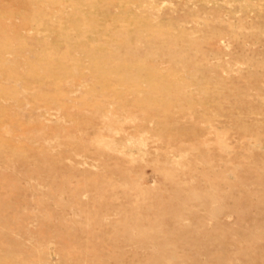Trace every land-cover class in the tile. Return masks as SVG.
Listing matches in <instances>:
<instances>
[{"label": "rangeland", "instance_id": "374dc122", "mask_svg": "<svg viewBox=\"0 0 264 264\" xmlns=\"http://www.w3.org/2000/svg\"><path fill=\"white\" fill-rule=\"evenodd\" d=\"M263 218L264 0H0V264H264Z\"/></svg>", "mask_w": 264, "mask_h": 264}, {"label": "bare ground", "instance_id": "6f19581e", "mask_svg": "<svg viewBox=\"0 0 264 264\" xmlns=\"http://www.w3.org/2000/svg\"><path fill=\"white\" fill-rule=\"evenodd\" d=\"M19 6V5H18ZM20 7V9H24L25 7L22 5V6H19ZM112 15V14H111ZM114 16V15H113ZM121 23V22H120ZM121 25H122V23H121ZM124 25V24H123ZM46 112V111H45ZM47 113V112H46ZM257 179H259V178H257ZM260 180V179H259ZM259 189H261L262 190V188H259ZM256 213V212H255ZM262 213V211L260 212V214ZM258 215V214H257ZM263 215V214H262ZM259 219V218H258ZM264 219V218H263ZM252 220V219H251ZM242 222V221H241ZM258 222V221H257ZM264 222V221H263ZM246 223V222H245ZM261 223V222H260ZM244 225V224H243ZM248 225V224H247ZM251 225H252V229L254 228L253 227V224L251 223ZM237 226V225H236ZM260 226V225H259ZM243 227V226H242ZM241 228V227H240ZM240 228H239V230H240ZM244 228V227H243ZM246 229V228H245ZM249 230H250V228H248ZM254 229H256V228H254ZM238 230V231H239ZM242 230V229H241ZM262 230V229H261ZM247 231V230H246ZM262 231H264V230H262ZM235 233H237V232H235ZM239 233V232H238ZM243 233H245V232H243ZM250 233V232H249ZM254 233V232H253ZM257 233V232H256ZM258 234V233H257ZM250 235H251V233H250ZM250 235L248 236V238L250 237ZM242 237H243V235H242ZM246 237V236H245ZM255 237H256V235H255ZM253 239H254V237H253ZM260 240H262V239H260ZM246 241H248V240H246ZM246 241H244V242H246ZM258 243V241H255L254 240V243ZM263 242H264V240H263ZM250 243V242H249ZM260 244V243H259ZM261 245V244H260ZM250 246V245H249ZM240 249V248H239ZM251 251V250H250ZM258 251V250H257ZM256 251V252H257ZM263 251V250H262ZM244 252V251H243ZM248 252V251H247ZM247 252H246V254H247ZM259 253H260V251H258ZM245 254V253H244ZM245 254V255H246ZM255 254V253H254ZM261 254V253H260ZM256 255V254H255ZM260 257H261V255H260ZM263 257V256H262ZM254 258V257H253ZM252 259V258H251ZM258 259V258H257ZM254 260V259H253ZM252 262V264H253V261H251ZM257 262V261H256ZM225 264V263H224ZM250 264V263H249ZM258 264V263H257Z\"/></svg>", "mask_w": 264, "mask_h": 264}]
</instances>
